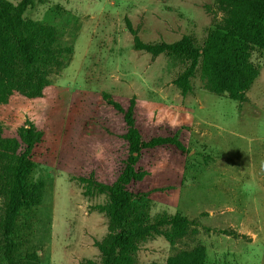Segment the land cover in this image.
Returning a JSON list of instances; mask_svg holds the SVG:
<instances>
[{"label":"rangeland","instance_id":"1","mask_svg":"<svg viewBox=\"0 0 264 264\" xmlns=\"http://www.w3.org/2000/svg\"><path fill=\"white\" fill-rule=\"evenodd\" d=\"M32 1L23 18L55 28L63 65L45 69V82L0 76V151L20 152L30 123L42 133L30 174L43 184L41 203L27 230L42 264H102L109 198L95 183H113L128 156L123 114L103 93L133 103L144 136L178 132L186 146L141 153L136 169L144 175L128 190L134 215L147 223L170 215L194 222L173 244L156 231L140 238L129 264H165L196 245L204 264H264V49L251 51L259 73L243 100L205 89L199 67L183 95L174 80L186 62L135 49V37L159 44L188 36L201 46L224 23L217 0Z\"/></svg>","mask_w":264,"mask_h":264},{"label":"trees","instance_id":"2","mask_svg":"<svg viewBox=\"0 0 264 264\" xmlns=\"http://www.w3.org/2000/svg\"><path fill=\"white\" fill-rule=\"evenodd\" d=\"M32 0L13 3L0 0V76L7 79L45 82L43 71L59 70L63 61L62 49H56L57 33L54 27L40 21L23 18ZM224 12V23L212 29L201 46L188 36L173 43L149 44L135 37V49L153 54H172L186 67L174 80L183 95L191 92L190 79L200 68L205 89L226 94L233 100H243L259 69L251 60L253 47L264 49V0H217ZM106 103L123 114L128 145L125 166L111 184L95 183L100 193H106L108 204L102 206L109 217V233L99 243L102 264H129L134 243L151 231L161 233L171 244L185 236L194 221L180 215L163 216L154 223L137 218L134 199L128 185L144 175L136 169L141 153L158 147L171 146L185 151L178 132L173 135L144 136L134 117V105L124 107L108 93L102 94ZM42 141V133L30 123L25 128V146L20 152L0 151V182L5 178L7 202L0 214V251L6 264H42L38 249L29 239L30 211L41 203L43 184L30 181L34 167V149ZM168 225V229L159 228ZM193 231V230H192ZM27 246V247H25ZM205 250L196 245L188 251L171 256L165 264H204ZM81 264H96L87 260Z\"/></svg>","mask_w":264,"mask_h":264}]
</instances>
